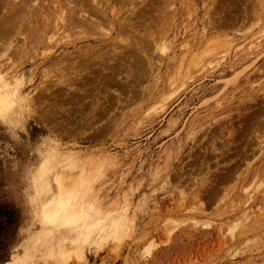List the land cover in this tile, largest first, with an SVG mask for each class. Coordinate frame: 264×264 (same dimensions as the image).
I'll list each match as a JSON object with an SVG mask.
<instances>
[{
	"label": "rangeland",
	"instance_id": "374dc122",
	"mask_svg": "<svg viewBox=\"0 0 264 264\" xmlns=\"http://www.w3.org/2000/svg\"><path fill=\"white\" fill-rule=\"evenodd\" d=\"M0 87V264H264V0H0Z\"/></svg>",
	"mask_w": 264,
	"mask_h": 264
},
{
	"label": "bare ground",
	"instance_id": "6f19581e",
	"mask_svg": "<svg viewBox=\"0 0 264 264\" xmlns=\"http://www.w3.org/2000/svg\"><path fill=\"white\" fill-rule=\"evenodd\" d=\"M86 1V0H85ZM90 1V0H89ZM100 1V0H99ZM70 2V1H69ZM69 2H67L69 5H70V3ZM75 2H76V0H75ZM83 3H85V2H83ZM94 3V2H93ZM97 4H98V2H97ZM89 5V4H88ZM95 5V4H94ZM94 5H92V7L94 6ZM87 6V5H86ZM98 6V5H97ZM83 7H84V4H83ZM67 8V7H66ZM95 7H93V9H94ZM87 9V8H86ZM96 9V8H95ZM62 10V9H61ZM70 10V9H69ZM68 10V11H69ZM83 10V9H82ZM82 10H80V11H82ZM98 10H99V8H98ZM67 11V10H66ZM79 11V13H83V15H85V12H80ZM85 11V10H84ZM36 12V11H35ZM92 13H90V14H97L95 11H94V13H93V11H91ZM113 12V11H112ZM34 14V13H33ZM37 14H38V11H37ZM61 14H62V12H61ZM70 14V13H69ZM103 13H101L100 15H102ZM58 15V14H57ZM94 15H92V16H94ZM104 15V14H103ZM17 16V15H16ZM41 16V15H40ZM78 16L79 15H77V16H75L76 17V19L78 20V19H80V18H78ZM99 16V15H98ZM36 17V16H35ZM37 17H39V16H37ZM57 17V16H56ZM60 17V16H59ZM58 17V18H59ZM71 17H73V15L71 16ZM91 17V16H90ZM102 17V16H101ZM104 18H105V15L103 16ZM57 18V19H58ZM61 19V18H60ZM75 19V20H76ZM90 19H92V18H90ZM45 20V19H44ZM63 19H61L60 21H62ZM70 19L68 18V21H69ZM56 21V20H55ZM65 21H66V19H65ZM12 22V21H11ZM49 22V21H48ZM47 22V23H48ZM53 22V21H52ZM67 22V21H66ZM83 23V22H82ZM85 23V22H84ZM55 24V23H54ZM70 24V23H69ZM64 26V25H63ZM67 27V26H66ZM19 28V27H18ZM60 28V27H59ZM64 28V27H63ZM61 29V28H60ZM33 34V33H32ZM4 47V46H3ZM9 93L6 91V90H4L2 87H0V113L1 114H4V113H6V115L8 116V113L10 112V106H9V104H10V102H11V96L10 95H8ZM12 103V102H11ZM59 179V178H58ZM58 179H55L54 180V184H55V186L56 185H61V187H60V189H59V192H60V190H62V189H65L64 188V186L65 185H63L62 186V183L61 182H59L58 181ZM42 181V180H41ZM44 182V181H43ZM52 182H53V180H52ZM52 182H50V183H52ZM40 184V183H39ZM53 184V183H52ZM67 186H68V184H67ZM67 186H65L66 188H67ZM83 188V187H82ZM46 192V191H45ZM56 192H58V191H56ZM65 192H67L66 190H65ZM65 192H63L62 191V193H65ZM41 193H42V191H41ZM60 196H61V194H60ZM60 196H58V197H60ZM72 196H74V195H72ZM75 196H77V195H75ZM79 196V195H78ZM77 196V197H78ZM58 197H56V199L58 200L59 198ZM55 198V197H54ZM73 198V197H72ZM75 199V198H74ZM72 200V199H71ZM75 201V200H74ZM38 202H39V205L41 206V208H42V212H43V215L44 216H46L47 218H49L48 219V222L50 223V224H52V225H54V226H56V225H61L62 224V222L61 221H59L60 220V218H61V214L59 213V208L58 207H56V204H55V202L54 201H51V199L48 197V196H46V195H42V196H39L38 197ZM71 202V201H70ZM56 203H57V201H56ZM72 203V202H71ZM43 216V217H44Z\"/></svg>",
	"mask_w": 264,
	"mask_h": 264
},
{
	"label": "clouds",
	"instance_id": "9594fccd",
	"mask_svg": "<svg viewBox=\"0 0 264 264\" xmlns=\"http://www.w3.org/2000/svg\"><path fill=\"white\" fill-rule=\"evenodd\" d=\"M16 256L10 258V260L8 261V264H25V261L23 259V252L22 251H17Z\"/></svg>",
	"mask_w": 264,
	"mask_h": 264
}]
</instances>
